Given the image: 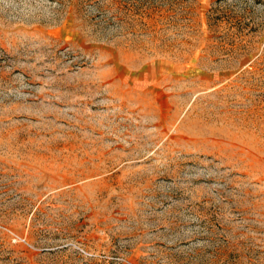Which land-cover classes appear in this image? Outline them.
I'll return each mask as SVG.
<instances>
[{
    "label": "rangeland",
    "instance_id": "374dc122",
    "mask_svg": "<svg viewBox=\"0 0 264 264\" xmlns=\"http://www.w3.org/2000/svg\"><path fill=\"white\" fill-rule=\"evenodd\" d=\"M0 264H264V0H0Z\"/></svg>",
    "mask_w": 264,
    "mask_h": 264
}]
</instances>
